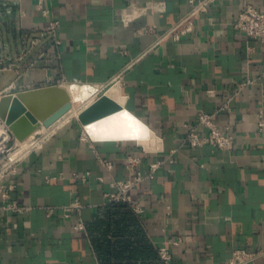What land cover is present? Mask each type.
Returning <instances> with one entry per match:
<instances>
[{
  "label": "crops",
  "instance_id": "obj_1",
  "mask_svg": "<svg viewBox=\"0 0 264 264\" xmlns=\"http://www.w3.org/2000/svg\"><path fill=\"white\" fill-rule=\"evenodd\" d=\"M248 5L264 9V0H215L174 41L164 32L189 0H0V91L91 83L92 103L106 93L150 131L93 139L77 116L54 127L1 181L25 209L0 208V264H165L163 245L169 264H214L238 248L262 250L244 264H264V46L234 26ZM54 21L61 43L49 34L28 51ZM227 101L216 119L233 148L185 144L186 124ZM129 155L145 175L161 161L131 191L142 212L108 202L111 183L133 175Z\"/></svg>",
  "mask_w": 264,
  "mask_h": 264
},
{
  "label": "built area",
  "instance_id": "obj_2",
  "mask_svg": "<svg viewBox=\"0 0 264 264\" xmlns=\"http://www.w3.org/2000/svg\"><path fill=\"white\" fill-rule=\"evenodd\" d=\"M215 0H189L191 8L185 15H183L177 22L170 25L164 32L165 35L171 37L174 41H180L185 35L193 33L196 29V19L199 13L214 2ZM45 14L47 11H44ZM234 26L237 29L242 30L248 37L257 39L261 45L264 46V9L258 8L254 5H248L238 15L234 21ZM57 27V22H51L48 26L39 30L40 35L33 38L29 43L28 51L34 49L40 45L46 35L51 34L54 37V42L60 44L61 41L54 35ZM148 31V29H146ZM6 59L0 54V71L5 70L7 67ZM8 66H11L10 64ZM253 80L249 79L238 86V91L244 85L251 83ZM3 91H0V97L4 95ZM229 108L228 101L219 106L214 112L199 111L197 121L194 123L186 124L187 133L184 137V143L191 147H200L206 144L212 145L222 150H230L234 146V136L230 132V126L221 127L217 122L216 115L221 110ZM259 128H264V113H259ZM39 133V132H37ZM82 139L88 138V133L83 132ZM40 138L36 140L31 146L37 143ZM41 140V139H40ZM17 137L13 133L10 124L0 116V195L3 200V204H0V208L12 210L14 212H20L25 207L19 205L17 201L12 200L11 190L14 188L13 184H2L1 181L12 173L16 172L19 158L13 156V151L18 147ZM102 163L112 168L111 161L102 159ZM141 163V159L135 155H129L126 159L127 168L133 172L132 177L127 179H116L111 183L114 190L107 193L108 202H123L130 204L131 208L135 212H142L144 209L139 203L133 202L131 191L138 184L142 183L146 178L153 177L156 170L161 164V161H155L150 165V171L148 174H143L138 170V165ZM85 179V176H83ZM77 202L65 207L66 210H70L72 207H80ZM52 208L49 207V212ZM78 226L83 227L82 223ZM178 241H173L177 243ZM159 255L165 264H169L172 259V252L169 245H163L158 248ZM263 253L262 250H248L246 248L235 249L231 256L226 260L220 261L214 264H244L250 261H254Z\"/></svg>",
  "mask_w": 264,
  "mask_h": 264
},
{
  "label": "water",
  "instance_id": "obj_3",
  "mask_svg": "<svg viewBox=\"0 0 264 264\" xmlns=\"http://www.w3.org/2000/svg\"><path fill=\"white\" fill-rule=\"evenodd\" d=\"M66 87L58 84L26 89L0 97V116L19 139L40 126L49 127L72 108ZM78 118L93 139H142L148 126L133 113L103 93L88 105Z\"/></svg>",
  "mask_w": 264,
  "mask_h": 264
},
{
  "label": "bare ground",
  "instance_id": "obj_4",
  "mask_svg": "<svg viewBox=\"0 0 264 264\" xmlns=\"http://www.w3.org/2000/svg\"><path fill=\"white\" fill-rule=\"evenodd\" d=\"M65 87L67 88V90H68V92L70 94V97H71V100L72 101L84 102L88 97L91 98L97 92V85H94V84H91V83L71 82V83H68ZM75 112H76V109L74 107L71 108L66 114H64L61 118H59L51 126H49V127H44L43 125L40 126L41 131H45V130H49V129H54V127H56L57 125H60V124H62L64 122H66ZM38 128H36V129L38 130ZM36 129L34 131H36ZM31 134H29L27 136L28 139L32 136ZM26 138H24V139L17 138V140L18 139L20 140L19 142L21 143V148H23V149L27 146V141L28 140H26Z\"/></svg>",
  "mask_w": 264,
  "mask_h": 264
},
{
  "label": "rangeland",
  "instance_id": "obj_5",
  "mask_svg": "<svg viewBox=\"0 0 264 264\" xmlns=\"http://www.w3.org/2000/svg\"><path fill=\"white\" fill-rule=\"evenodd\" d=\"M68 84V83H67ZM66 84V85H67ZM65 85V86H66ZM64 86V87H65ZM96 94V93H95ZM94 96L95 95H93L91 98H89L90 100H87V101H85L84 103H82V102H79V101H72V103H73V106H72V108L74 107L75 109H76V111L77 112H79L81 109H83V107L85 106V105H87L88 103H90L91 101H93V98H94ZM78 113H75V114H73L70 118H73V117H75V116H77L78 117V115H77ZM69 118V119H70ZM68 119V120H69ZM67 120V121H68ZM65 123V122H64ZM55 129V128H54ZM53 129H49V130H45V131H41V129H40V127L38 128V130L36 129V131L37 132H39V133H37L36 131H35V133L28 139V137L26 138V140H28L27 141V146L23 149V148H21V143L19 142L20 140L18 139L17 140V143H18V147L13 151V156H15V158H19L20 160L22 159V158H24V156H26V154L30 151V149H38L39 147H41V146H43V144H44V141L42 140V139H47V136L49 135V133H50V131H52ZM38 139V138H40L39 139V141L36 143V144H34L33 146H31L33 143H35L36 142V140H34V139ZM29 143V144H28ZM21 151V152H20ZM19 160V161H20Z\"/></svg>",
  "mask_w": 264,
  "mask_h": 264
},
{
  "label": "trees",
  "instance_id": "obj_6",
  "mask_svg": "<svg viewBox=\"0 0 264 264\" xmlns=\"http://www.w3.org/2000/svg\"><path fill=\"white\" fill-rule=\"evenodd\" d=\"M120 202H111L110 205H117L119 204Z\"/></svg>",
  "mask_w": 264,
  "mask_h": 264
}]
</instances>
